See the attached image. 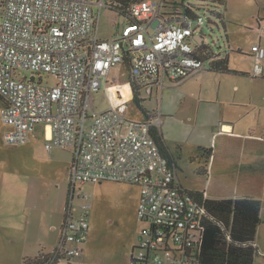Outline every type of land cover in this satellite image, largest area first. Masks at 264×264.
Wrapping results in <instances>:
<instances>
[{
  "label": "built area",
  "instance_id": "1",
  "mask_svg": "<svg viewBox=\"0 0 264 264\" xmlns=\"http://www.w3.org/2000/svg\"><path fill=\"white\" fill-rule=\"evenodd\" d=\"M164 2H135L123 16L119 34L101 39L92 7L110 8L105 0H0V96L6 103L0 118L7 126L3 141L23 145L40 129L48 154L67 152L70 158V206L57 245L37 256H49L43 264L80 257L91 207L82 205L74 216V187L102 182L139 189L136 216L147 227L130 264H192L182 258L185 247L200 242L206 193L200 201L182 188L161 156L151 135L161 124L160 113L149 120L127 117L132 84L146 94L157 93L167 82H181L205 68L194 55L204 18L164 14ZM124 51L130 69L120 85L112 71L120 67ZM251 51L253 75L260 76L264 48L254 45ZM20 71L30 76L22 77ZM42 75L52 81L43 82ZM102 88L107 106L95 112L92 98Z\"/></svg>",
  "mask_w": 264,
  "mask_h": 264
},
{
  "label": "rangeland",
  "instance_id": "2",
  "mask_svg": "<svg viewBox=\"0 0 264 264\" xmlns=\"http://www.w3.org/2000/svg\"><path fill=\"white\" fill-rule=\"evenodd\" d=\"M156 1V0H153ZM168 3L180 2V0H165ZM189 4L199 7L197 15L204 18L206 22L207 18H212L211 14L206 10L212 8V4L209 0H205L208 3H201L198 0H184ZM238 1L240 0H234ZM175 2V3H176ZM203 6H202V5ZM97 6V5H96ZM95 5L92 7L93 16L96 24L97 35L99 38H109L116 34L118 16L111 8L106 9L102 7L98 16V8ZM239 10L237 7H235ZM220 11L224 13V9L220 8ZM235 9H230V13H234ZM213 19V18H212ZM215 22L216 20L213 19ZM233 34H228L223 30L220 24H208L207 22L202 26V33L204 36L205 44L215 54H219L221 57H225L227 52L231 54V64H242L245 60L244 56L234 57L236 53L233 50L236 45L242 44L243 40L247 42L252 40V37L248 36L243 39L238 30H233ZM227 35V36H226ZM229 35V36H228ZM230 38V43L229 40ZM231 46L232 50L229 49ZM240 53V52H239ZM22 77H29L30 73L26 71L18 72ZM127 70L120 67L112 71V75H118L119 79L115 82L122 85L127 79ZM211 77L214 75H210ZM42 81L50 83L51 77L48 75H42ZM217 82L228 83L226 79L219 77V79L213 80L210 84L213 86ZM197 86L193 81L188 82L182 86H176L172 84H166L158 90V93H152L150 99L144 101L142 104L143 109L152 111L156 108L155 112H159V109L165 115V107L173 111L176 114L174 121V127H176V133L180 138L188 139L189 132L191 130V137H195V130L192 129V124L184 117V110L188 108L192 109V104L186 99L185 93L193 90ZM124 95H128L127 87L123 88ZM164 103L163 107H161ZM107 102L104 94V88H102L92 98V107L95 108V112L102 111L106 108ZM204 105L202 106V108ZM2 108V107H0ZM160 113V112H159ZM207 113V111H206ZM202 114V113H201ZM211 115V113H208ZM127 117L133 120L143 119V116L138 111L133 103L129 104V112ZM201 122L199 126L203 124V135L201 139L210 145L212 138L207 135V122L200 117ZM161 123L163 122L162 116L160 117ZM261 125V126H260ZM264 117L259 125H254L252 131L260 134L264 129ZM7 126L2 122L0 118V201L8 205V201H21L24 198L32 199L36 197L38 202H44L47 213L52 212L56 227L58 228L62 222L63 213L66 207L67 197L70 190L69 179V164L70 158L67 152L56 151L48 154L44 149V141L42 138V132L39 129L38 135L34 140L25 142L23 145L7 146L2 137L3 132ZM161 132V124L158 128ZM185 139V140H186ZM31 140V139H30ZM235 144H227L228 149H235L239 145V150L244 146L241 142H234ZM260 142H256L258 144ZM264 147V143L261 144ZM170 151L176 153V150L171 145H168ZM225 146L222 139L213 140L212 146L206 147L217 152L214 165L213 178L214 182L220 178L226 179V184L219 188L222 195H240L251 194L263 202L262 205V219L264 222V175H250L244 172L241 174L240 170L236 167L228 168L227 175H223L221 171V150ZM245 149L249 152V146ZM243 151V149H242ZM236 152V151H233ZM192 154L184 148L180 152L179 166L177 176L181 183L187 188H202L205 187L206 181L204 174L198 172L197 160L195 162L190 158ZM264 158V156L262 157ZM262 160V159H261ZM264 160V159H263ZM202 161V162H201ZM198 164L203 165L204 160H201ZM230 162H235L230 160ZM225 164V160H224ZM238 172V174H235ZM264 172V170H263ZM246 179V181H245ZM248 183V185H247ZM210 185L208 183L207 187ZM140 195L139 189L135 185L127 183L116 182H102L98 184H76L73 192V199L71 202L74 209V216H77L80 212L82 205L89 204L91 209L89 211V230L87 237L89 241L84 245L83 251L80 257L74 259L79 260V264H129L130 252L132 247L138 246V239L141 235L140 230L146 228V224L141 223L136 216V205L138 202V196ZM14 208H5V213L0 209V230L3 227V223L6 228L13 226L21 229L22 224L27 219L28 212L21 210H13ZM42 214H39L40 218ZM1 233V232H0ZM39 235L46 234L40 230ZM23 237V236H22ZM17 240L15 244H17ZM256 244L260 248V252L264 253V224L258 231V237ZM4 253L0 251V260L3 259Z\"/></svg>",
  "mask_w": 264,
  "mask_h": 264
},
{
  "label": "crops",
  "instance_id": "3",
  "mask_svg": "<svg viewBox=\"0 0 264 264\" xmlns=\"http://www.w3.org/2000/svg\"><path fill=\"white\" fill-rule=\"evenodd\" d=\"M219 1H222L225 4L223 17L225 20L226 32H228V34H233V30H238V32L243 35V39L248 36L247 34L252 37L251 41L247 42L245 39L242 44L236 45L235 47L230 43V38H228L229 44L233 46V50L231 46L229 49L231 48L230 50L236 53L234 57L244 56L245 60H243L244 62L242 64L232 65L230 58L231 54L229 55L227 52H224L229 63V68L236 73L218 74L202 69L195 72L182 82L174 84L176 86H182L190 81L197 84L193 90L185 93L186 99L192 104V109L188 108L186 111L184 110V107L182 109L185 112L182 119L184 118L192 124V129L195 130V137L190 138L191 130L188 131L189 138H185L186 140L178 136L176 133V127H174V121L177 119L175 118L176 114L174 115L173 111L168 110L166 108L167 106L164 111L165 115L159 109L163 120L161 123V133L168 145H171L175 149L178 147L180 152L186 148V150L192 154L190 156L192 161L195 162V159L197 160L196 163L199 167L198 172L204 173L206 181L205 187L187 188L181 183L177 176V171L180 168L179 161H177L176 179L182 188L190 191L205 192L208 199H236L244 196L256 198L251 194H242L240 197H238V195L225 196L222 195L219 188L213 187V184L218 187H223L226 184V179L224 178H220L214 182L213 163L215 162L217 152L214 153L213 149L210 148L212 154L207 164H198L201 161L198 157V150L209 149L206 147H210V145L212 146L213 140H218L220 138L225 144L221 150L222 166L220 172L223 175H227L228 168H233L232 166L236 167L237 170H240L241 174H245L242 172L244 171L249 172L246 174L250 175H264V158H262L264 156V147L261 145L264 143V129L260 134L252 131V127L254 125H259L264 117V61L262 62V75L254 76V58L251 51V48L254 45H259L264 48V0H240L241 3L238 1L234 2V0ZM105 2L108 3L109 0H105ZM96 7L98 8V6ZM105 8L107 9L106 6ZM230 9H235V12L233 14L230 13ZM99 12L100 9L98 8L97 13ZM122 21L123 16L118 15L116 34L112 37L101 39H111L118 35ZM210 75L214 76L211 77ZM219 77L226 79L228 83H224L225 85L223 86L221 82H217L212 86L210 82L219 79ZM163 105L164 103H162L161 107H163ZM203 105L204 107L202 108ZM208 113H211V115ZM200 117L207 122V135L212 138V140H210V145L201 139L204 129L203 124L201 127L199 126V122H201ZM224 128L227 129V132L220 131ZM6 131L7 128L3 132V135ZM32 140L34 139H31L28 142ZM234 142H241L244 146L240 150L239 145L236 150L228 149L226 145L235 144ZM256 142L260 143L256 144ZM245 146L246 148L249 146V152L246 151ZM230 160H234L235 162H230ZM235 174H238V172ZM208 183H210V185L207 187ZM139 197L140 195L138 196V202ZM135 207H137V205ZM5 208H14L13 210H21L24 212L27 211L28 216L22 224L21 229L20 227L15 228L10 225L6 228L3 223V227H1L0 230V251L8 253V255H4L3 259L0 260V264H22L25 259H34L40 253L48 254L55 248L59 239L63 218L61 224L57 228L54 216L52 215V212H46L47 208L44 202H38L36 197H32V199L24 198L21 201H8V205L0 201V209L3 211L2 213H5ZM65 211L66 210H64L63 216L65 215ZM39 214H42L40 218L38 217ZM263 224L264 222H262L261 226ZM40 230L44 231L46 234L39 235L38 233ZM142 230H140V232H142ZM257 237L258 232L256 239ZM16 240L18 241L17 244H15ZM139 240L140 237L138 241ZM88 241L89 237H87L86 242L82 245V251L84 245H86ZM258 249L260 250V248ZM259 254L261 256L264 255V253H261L260 251ZM79 263V260H72L68 263L65 262L60 264Z\"/></svg>",
  "mask_w": 264,
  "mask_h": 264
},
{
  "label": "trees",
  "instance_id": "4",
  "mask_svg": "<svg viewBox=\"0 0 264 264\" xmlns=\"http://www.w3.org/2000/svg\"><path fill=\"white\" fill-rule=\"evenodd\" d=\"M138 1L142 0H109L111 7H108L107 9L110 10L114 7V9L111 10L115 11L117 16H126L129 13L130 6ZM198 1L203 4L208 3L205 2V0ZM210 2L211 3L208 4H212V8L206 10L216 21L214 22L212 18H207L206 22L208 24H220L226 32L225 20L223 13L220 11V8L224 9L225 7L224 2L219 0H211ZM199 9V7H195L184 0H180V2L176 3H168L165 1L162 7L164 14L183 15L190 20L196 19L198 16L197 11ZM200 38H203V40L201 43L195 44L194 55L203 61L204 69L218 74L236 73L229 68L227 57H221L219 54H215L205 44L202 29L200 30ZM120 68L126 69L127 72L130 69L128 53L126 51L123 52ZM178 83H180V81L171 82L172 85ZM131 87L133 91L131 103L136 106L144 120H149L155 117L156 114H159L158 111L155 112V110H158L157 108L148 111L142 107L144 101H146L147 98L149 100L152 93L155 91L151 94H146L134 84H132ZM0 106H6V103L1 96ZM151 135L159 148L161 156L169 161L170 165L176 172V163L180 159L179 148L177 147L175 149L176 153L170 151L163 134L156 128H152ZM198 152V157L201 160H204V163L207 164L212 154L211 149H199ZM200 173L204 174L202 172ZM71 190L72 186L70 185L66 209L70 206ZM186 191L198 200H202V192ZM204 202L206 216L201 225L202 231L200 242L189 248L185 247L182 259H189L192 264H264V255L261 256L259 254V249L255 243L258 229L263 222L262 202L259 199L249 196L236 199L207 198ZM64 218L65 215L63 216V219ZM136 250H138V247L132 249L130 263L133 261V254ZM144 259H148V257L145 256ZM47 260H49V256H39L34 259H25L22 264H43ZM146 263L147 262H143V264Z\"/></svg>",
  "mask_w": 264,
  "mask_h": 264
},
{
  "label": "water",
  "instance_id": "5",
  "mask_svg": "<svg viewBox=\"0 0 264 264\" xmlns=\"http://www.w3.org/2000/svg\"><path fill=\"white\" fill-rule=\"evenodd\" d=\"M200 40H196L195 39V41L199 44V43H201V40H203V38H199Z\"/></svg>",
  "mask_w": 264,
  "mask_h": 264
},
{
  "label": "bare ground",
  "instance_id": "6",
  "mask_svg": "<svg viewBox=\"0 0 264 264\" xmlns=\"http://www.w3.org/2000/svg\"><path fill=\"white\" fill-rule=\"evenodd\" d=\"M47 136H49L48 130H47Z\"/></svg>",
  "mask_w": 264,
  "mask_h": 264
},
{
  "label": "clouds",
  "instance_id": "7",
  "mask_svg": "<svg viewBox=\"0 0 264 264\" xmlns=\"http://www.w3.org/2000/svg\"><path fill=\"white\" fill-rule=\"evenodd\" d=\"M201 42H202V40H201Z\"/></svg>",
  "mask_w": 264,
  "mask_h": 264
}]
</instances>
